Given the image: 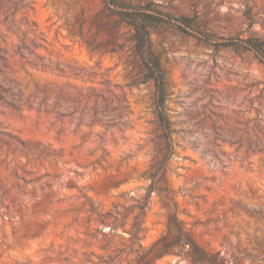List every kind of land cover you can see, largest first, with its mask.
Here are the masks:
<instances>
[{"label":"rangeland","instance_id":"1","mask_svg":"<svg viewBox=\"0 0 264 264\" xmlns=\"http://www.w3.org/2000/svg\"><path fill=\"white\" fill-rule=\"evenodd\" d=\"M126 1L264 37V0ZM131 34L105 0H0V264H264V65L153 31L159 166Z\"/></svg>","mask_w":264,"mask_h":264},{"label":"trees","instance_id":"2","mask_svg":"<svg viewBox=\"0 0 264 264\" xmlns=\"http://www.w3.org/2000/svg\"><path fill=\"white\" fill-rule=\"evenodd\" d=\"M105 2L111 13L118 17V21L132 30L130 41L133 44V54L143 68L142 81H151L154 85V104L160 129V134L156 138L165 142V154L161 161H158V164L163 166L169 159L171 145L169 142V124L163 111L166 100V82L164 73L160 69L158 57L152 49L151 36L153 31L173 26L184 33L197 34L199 39L215 49L251 53L262 65H264V37H220L201 30L197 22L191 18L175 17L163 13L159 9V5L152 1L136 4L126 0H105ZM151 188H153V183ZM152 251L149 250L148 254Z\"/></svg>","mask_w":264,"mask_h":264}]
</instances>
